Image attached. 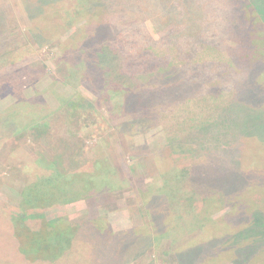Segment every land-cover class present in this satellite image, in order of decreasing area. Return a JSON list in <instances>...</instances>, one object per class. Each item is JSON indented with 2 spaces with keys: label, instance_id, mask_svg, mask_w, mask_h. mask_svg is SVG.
Segmentation results:
<instances>
[{
  "label": "rangeland",
  "instance_id": "374dc122",
  "mask_svg": "<svg viewBox=\"0 0 264 264\" xmlns=\"http://www.w3.org/2000/svg\"><path fill=\"white\" fill-rule=\"evenodd\" d=\"M38 1L0 0V111L5 112L8 106L18 105L21 110L20 105L27 104L29 110L25 115H48L47 120L50 122L48 136L39 144L34 143L37 138H30L27 145H24L27 137L19 142L11 141V132L0 131V264H178L173 251L172 255H165V250L169 248H161L157 253L152 249L145 235L149 233L150 227L143 226L142 221H139L141 216L145 223L150 222L147 211L150 195L142 191L152 182L160 183L153 180L157 176L154 167L164 160L181 174L188 173L184 188L201 198L210 195L219 198L220 201L214 202V207L209 210L213 213L220 208L213 214L214 219H226L232 214L236 225L245 223L246 214H239V211L237 215L232 213L234 205L231 201L247 185L240 171V157L243 155V163L247 162L248 165L254 160L256 162L253 165H264V161L259 162L264 146L258 145L256 152L242 151L246 146L248 131H260L258 137L264 141V124L258 126L264 123V96L253 89V83L249 82L251 79L247 81L250 74L258 73L259 64L237 61L231 58L232 55L228 57L236 46L226 39L195 42L203 36L205 28H221L216 21L225 15L223 12L219 17L217 10L233 12L232 5L226 0H102L103 10L112 24L110 32L115 38L110 42L121 53L120 61L115 62L116 70L123 67V52L134 59H129L134 62L129 64V68L143 64L142 61L151 56L157 57L161 63H167L168 68H161L164 72H159L154 79L149 77L143 83L134 82L136 93H153V97L157 98V103L145 104V110L138 113L124 110L119 104L120 99L117 104L112 101L115 105L102 100L103 89L89 88L82 81L65 85L66 88L52 82L50 77L58 76L56 58L59 43H45V40L32 38L29 15L32 13L30 16L34 17ZM40 1L47 8V0ZM37 25L44 26L38 22ZM141 51H144V56L137 59ZM206 65H221L215 67L221 71L215 73L208 68L211 73L205 74L207 71L204 70L194 72L193 66ZM218 77L221 79L215 80ZM198 79L201 81L197 82ZM124 82L131 85L127 80ZM158 88L160 90L156 91ZM160 91L162 94L159 98L155 92ZM218 92L222 95L217 101L215 97ZM58 95L71 101L84 97L87 102L84 109L95 111L97 119L101 120L100 124L87 127L91 122H86L84 118L78 119L81 130L77 136L81 139L78 140L81 146H84L85 156L73 167L91 171L94 157L98 159L104 153H110V161H113L114 166L124 169L120 179L129 182L119 185L121 187L116 192H107L104 196L98 193L94 198L72 205L23 212L19 208L18 189L33 181L36 173H47L35 165L36 158L41 153L64 151L66 143H70L76 132L69 116L72 111L67 112L66 104L60 103ZM20 98L24 100H16ZM254 116H260L263 120L253 119ZM207 117H211V122L208 121L210 123L206 124L203 134L199 123ZM249 118L251 121H246ZM43 130L45 132L47 128ZM192 130L195 131L193 136L190 135ZM8 138L10 143L5 147L6 143L3 142ZM63 142L64 146L61 144ZM160 152L166 159L161 157L154 160L153 153L161 155ZM163 173L166 180L161 182L164 183L162 188L170 183L169 173ZM153 204L150 209L155 214V210L160 207L155 209ZM215 204H218L217 208ZM199 209L200 206L198 212ZM20 216H25L21 223H25L32 231L39 230L43 220L67 219L80 229L76 242L79 243V249L55 263L28 262L19 254L18 242L14 237L13 225L16 222L13 223V218ZM104 218L114 234L108 232L102 235L94 228L93 221ZM134 221L141 225L136 227ZM261 221L263 227L257 229L264 232V218ZM135 227L139 232H145V236L127 233ZM8 237H11L12 245ZM261 247L262 244L258 243L239 249L236 252L237 259L230 264H245ZM191 258L192 262L187 264H195L193 261L197 256Z\"/></svg>",
  "mask_w": 264,
  "mask_h": 264
},
{
  "label": "trees",
  "instance_id": "16d2710c",
  "mask_svg": "<svg viewBox=\"0 0 264 264\" xmlns=\"http://www.w3.org/2000/svg\"><path fill=\"white\" fill-rule=\"evenodd\" d=\"M47 2V8H44L43 1L39 0L34 17L31 18L32 13H30L29 18L30 24L32 23L30 29L32 38L45 40V43H51V41L59 43L56 58V75L58 76L57 78L50 77L53 79L52 82L61 84L62 87L66 88L65 85L82 81L89 88L100 91L103 89L102 100H108L111 103L115 101L117 104V100L120 99L119 104L126 111H138L140 113V110H145L147 107L145 104L157 103V98L156 96L153 97V93L150 95L136 93L137 86L134 85V82L143 83L149 77L154 79L159 72H164L160 69L166 67L167 63L165 61L161 63L157 57L151 56L142 61L143 64L129 68V64L134 63L131 62L134 59L131 58L132 55L131 57L126 56L127 53L123 52V67L121 70L119 67V71L116 70L117 64L115 62L120 61L121 53L110 42L111 39L115 38L110 32L112 24L108 22L107 13L103 10L102 0H47ZM226 2L232 5L234 9L233 12L217 10L219 17L223 15V12L225 15L216 21L221 28L218 26L205 28L202 33L203 36L198 37L195 42L206 43L216 39H226L228 42L234 43L236 47L231 50L228 57L232 55L231 58L237 61L250 62L253 65L259 64L257 71L259 74H250L247 81L251 79L249 82L253 83V89L255 88L264 96V0H235L233 2L226 0ZM218 6L217 4L216 8ZM43 12L44 15H42ZM205 15L207 14L205 13ZM36 21L44 24V26L37 25ZM213 53L223 56L218 51H213ZM143 56L144 51L138 52L137 59H141ZM157 61L159 68L155 69ZM219 66H193V69L195 73H198L199 70L207 71L205 74L212 71L219 73L221 69H215ZM208 68L211 72L207 70ZM124 69L129 72V75L125 74ZM233 71L235 72V70ZM220 79L218 77L215 80ZM125 80L131 82V85L125 83ZM223 80H225L224 76ZM199 81L201 79H198L197 82ZM159 90L160 88L156 91ZM219 93L215 97L217 101L222 95ZM156 94H159L160 98L162 92H155ZM146 98L149 100L146 101ZM57 99L60 103L66 104L64 106L68 109L67 112L72 111L69 116L76 132L73 133L74 138L70 140V143H66L64 151L45 152L36 158L37 164L35 163V165L39 170H44L47 173H36L33 175L34 180L31 177L33 181L18 189L19 208L23 212L72 205L81 200L94 198L96 195L98 196V193L104 196L107 192H116L121 187L119 185L129 182L127 179L125 181L120 179L124 169L114 166L113 161H110V153H104L103 157L98 159L94 157L91 171L73 167L77 161L81 162V157L84 158L85 156L84 146H81L78 141L81 139L77 136L81 130V127L78 126V119L84 118L86 122H91L87 127L93 124L98 125L101 120L97 119L95 111L90 112L84 109L87 103L84 97L80 96L76 101H71L69 98L58 95ZM115 103L112 104L115 105ZM203 105L208 108L206 103ZM20 107L22 111L24 110L23 112L19 109V105L16 107L8 106L5 112H3L4 110L0 111V131L11 132L9 136L11 141L19 142L20 139L27 137L28 140L25 139L24 145H27L26 142L30 138H37L34 139V143H41V140L49 133L50 122L47 120L49 116L42 115L39 117L36 113H32L28 117V114L25 115L29 110L27 104L20 105ZM200 110L203 112V108L200 107ZM210 118L207 117L206 120L199 123V128L202 129L201 133L206 132L205 126L211 122ZM253 119L263 120L260 116H254ZM247 120L251 121L250 118ZM262 124L264 123L261 122L258 126L260 127ZM44 128H47V131L44 132ZM194 134L195 131L192 130L190 135L193 136ZM258 136H260V131H248V135L245 136L246 146L242 151L256 152L258 145L264 146V141ZM3 143H6L5 147H8L9 138ZM61 144L64 146V142ZM152 157L155 160L165 157V155L153 153ZM165 161L167 160L160 161L159 165L156 163L157 166L154 167L157 176L154 175L153 180L160 183L152 182L146 190L143 188V191L141 190L150 195L148 199L150 201L147 202L149 224L145 223L141 216V219L139 217L143 226L150 227L149 233L146 232L147 234H145L141 230L140 232L136 230V227L141 225L135 224L136 221H134L136 227L132 231L128 230L127 233H133L135 236L147 235L149 245L156 253L161 248H169L165 250V255H172L171 251H173V257L178 260V264L191 263V256H197V259L193 261L195 264H230L237 259L236 252L239 249L259 243L262 244V247L252 254L245 264H264V232L257 229L263 227L261 219L264 218V165L260 164L259 167L253 165L255 160L248 165L247 162L243 163V155L240 157V171L247 185L233 196L234 201H231V204L234 206L231 209L232 213L235 214L238 211L239 214L244 212L247 221L241 225H236L232 214H229L226 219H214L213 214L220 209L217 208L218 204H215L217 209L215 208L213 213L209 210L214 207V202L220 201L219 198L216 195L201 198L195 192L184 188V179L188 173L181 174L174 166H171L170 162ZM263 161L264 153L259 162ZM163 171L169 173L170 183L162 188L161 185L164 183L161 182L166 180ZM30 173L33 174L31 171ZM152 202H154L155 209L160 207L158 208L160 211H156L158 210L156 209L155 214L150 209ZM198 206H200L199 212L197 211ZM22 219H25V216L13 218V223L16 222L13 225V230L14 237L18 242L19 254L28 262L55 263L68 253L69 255L71 252L73 254L79 249V243L76 242L79 238L80 229L78 226L72 225L67 219L43 220L40 229L35 231L29 229L25 223H21ZM93 226L102 235L108 232L115 233L105 218L94 220ZM236 235L239 237L235 238ZM8 238L12 245L11 237ZM158 264L161 263L158 262Z\"/></svg>",
  "mask_w": 264,
  "mask_h": 264
}]
</instances>
